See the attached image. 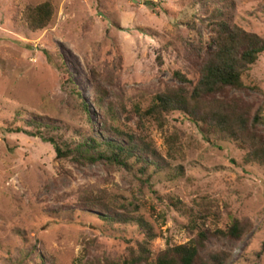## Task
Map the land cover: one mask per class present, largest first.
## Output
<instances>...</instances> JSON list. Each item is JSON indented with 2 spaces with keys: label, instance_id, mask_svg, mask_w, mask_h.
<instances>
[{
  "label": "rangeland",
  "instance_id": "1",
  "mask_svg": "<svg viewBox=\"0 0 264 264\" xmlns=\"http://www.w3.org/2000/svg\"><path fill=\"white\" fill-rule=\"evenodd\" d=\"M46 1L54 6L51 25L30 30L23 21L25 7ZM234 2L233 21L264 37V0ZM206 16L192 0H0V264H51L35 254L24 257L26 243L18 230L26 232L27 243L42 240L57 264L124 252L125 241L101 225L97 210L78 207L90 187L109 194L117 207L139 206L158 234L153 251L192 236L186 215L150 189H140L134 174L103 163L57 159L51 144L9 131L27 127L30 112L56 118L70 135L91 127L99 133L102 115L114 114L115 124L148 133L164 155L171 149L167 138L176 135L183 156L173 162L185 173L175 181L155 176L154 189L178 198L183 211L209 202L220 214L210 217L212 228H225L234 217L250 219L251 229L241 239L213 236L208 250L228 251L227 264H264V166L245 164L244 150L205 138L180 113L168 115L161 126L151 118L138 121L134 110L148 107L165 87H192L174 72L193 81L199 76L200 45L207 47L211 36ZM244 82V89L229 87L220 98L240 100L251 118L259 108L264 116V54ZM97 85L106 91L101 103ZM126 110L135 116L130 125ZM257 131L264 137V123ZM122 230L133 234V227Z\"/></svg>",
  "mask_w": 264,
  "mask_h": 264
},
{
  "label": "trees",
  "instance_id": "2",
  "mask_svg": "<svg viewBox=\"0 0 264 264\" xmlns=\"http://www.w3.org/2000/svg\"><path fill=\"white\" fill-rule=\"evenodd\" d=\"M192 3L205 8L207 16L204 22L211 31L208 46L200 45L203 57L199 76L193 81L181 70L174 72L176 78L192 87L168 86L160 90L152 96L148 107L134 108L138 121L151 118L162 126L168 115L180 113L194 123L205 138L233 142L244 150L245 164L264 166V137L257 131V125L264 123L262 109L259 108L251 118L249 110L242 107L240 100H224L219 96L229 87H246L244 78L264 54V37L245 30L233 21L234 0H192ZM53 18L54 6L50 1L29 4L23 11V21L32 31L46 29ZM50 63L53 64L51 59ZM61 77L64 83L70 82L67 72H62ZM97 92L101 103L106 91L97 85ZM83 106L84 110H88L86 102ZM134 117L131 111L126 110L125 123L129 124ZM115 119L114 114H104L99 133L91 127L87 133L81 131L70 135L56 118L30 112L24 120L27 127L9 128V131L35 136L51 144L57 159H71L83 165L103 163L134 174L140 189H150L158 199L167 200L168 204L186 215L185 228L192 236L185 243H171L153 251L151 244L158 234L139 211V206L117 207L109 199V194L90 187L80 195L78 207L84 212L97 210L101 225L116 230L125 241L126 250L115 258L95 256L79 259L78 264H227L231 254L225 250L209 251L208 240L213 236L241 239L251 229V220L234 217L225 228H212L210 217L219 219L220 214L212 210L209 202L200 203L198 209L189 207L183 211L184 206L178 198L159 195L154 189L155 176L164 174L168 181H175L185 173L182 164L173 162L183 156L182 143L176 135L168 137L166 143L171 149L164 155L148 133L137 132L134 128L124 130L114 123ZM123 227H133L131 237L125 235ZM18 234L26 243L24 257L35 254V259L57 264V258L42 240L27 243L26 232L18 230ZM85 252L86 257L89 253L87 248Z\"/></svg>",
  "mask_w": 264,
  "mask_h": 264
}]
</instances>
